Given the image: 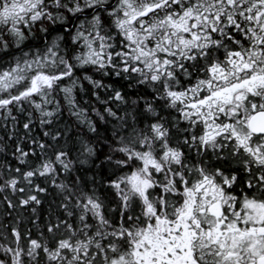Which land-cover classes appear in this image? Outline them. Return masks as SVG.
<instances>
[{
  "label": "snow or ice",
  "instance_id": "6c2138e0",
  "mask_svg": "<svg viewBox=\"0 0 264 264\" xmlns=\"http://www.w3.org/2000/svg\"><path fill=\"white\" fill-rule=\"evenodd\" d=\"M0 264H264V0H0Z\"/></svg>",
  "mask_w": 264,
  "mask_h": 264
}]
</instances>
